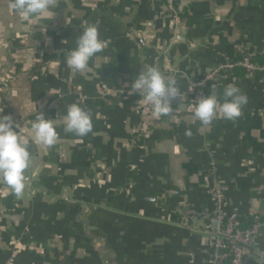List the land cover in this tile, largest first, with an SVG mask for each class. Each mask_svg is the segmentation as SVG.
<instances>
[{"label":"crops","instance_id":"0c3cea01","mask_svg":"<svg viewBox=\"0 0 264 264\" xmlns=\"http://www.w3.org/2000/svg\"><path fill=\"white\" fill-rule=\"evenodd\" d=\"M9 4L0 0V115L20 126L31 155L20 196L0 180V264H105L99 239L111 264H204L216 226H183L174 212L214 210L211 164L226 214L242 228L264 214V82L239 70L203 89L197 99L222 102L228 84L246 94L231 121L203 125L186 100L189 80L260 52L264 0H174L177 25L165 0H53V18L27 22ZM90 24L105 47L73 72L66 56ZM147 66L177 81L167 114H145L148 102L129 95ZM72 104L91 116L86 136L65 131ZM36 112L55 121L52 146L33 139ZM252 249L245 264H264V232Z\"/></svg>","mask_w":264,"mask_h":264},{"label":"clouds","instance_id":"9594fccd","mask_svg":"<svg viewBox=\"0 0 264 264\" xmlns=\"http://www.w3.org/2000/svg\"><path fill=\"white\" fill-rule=\"evenodd\" d=\"M9 7L23 21H31L37 17H54L53 0H10ZM105 47L99 38L98 27L88 25L77 37L75 47L66 56V64L73 72H82L90 67L92 58ZM137 94L152 105L156 116L172 111L171 101L180 96V89L174 77L165 76L154 66H147L136 76L129 87V95ZM222 102L216 95L199 98L192 103L194 117L203 125H210L219 115L226 120H235L242 113L248 102L246 94L233 85L225 86ZM65 131L80 137L92 130L90 114L78 104L67 107L63 116ZM55 121L45 118L43 113L37 114L31 123L33 139L37 144L52 146L57 140ZM10 115H0V180L6 183L13 193L20 196L25 188V171L29 167V141L21 139L20 130Z\"/></svg>","mask_w":264,"mask_h":264},{"label":"built area","instance_id":"2783aa9c","mask_svg":"<svg viewBox=\"0 0 264 264\" xmlns=\"http://www.w3.org/2000/svg\"><path fill=\"white\" fill-rule=\"evenodd\" d=\"M166 7L169 11L167 17H171L177 25L180 19L174 10V0H165ZM263 59V64H257L252 61L256 53L245 51L240 60L221 64L212 72L207 73L202 78L189 80L186 90V100L192 106L195 100L202 95L203 89L208 85H218L224 79L231 76L234 68L239 67L244 70L245 76L249 79H260L264 82V46L258 53ZM171 73L176 71L170 70ZM7 90V87L4 85ZM143 113H153L150 103H145ZM208 172V182L211 187V197L214 202V210L211 213H199L187 206H182L174 212L178 221L183 226H189L190 222L197 217L206 220L209 225L214 224L216 227L208 232L214 237V243L209 250L208 257L204 264H245L254 253L252 249L253 240L264 232V214L256 217L251 225L246 229L240 228V222L235 215L225 213L227 205V191L224 182L216 175V167ZM97 250L102 256H107L105 264H111L110 252L106 251L104 241L97 240Z\"/></svg>","mask_w":264,"mask_h":264},{"label":"trees","instance_id":"16d2710c","mask_svg":"<svg viewBox=\"0 0 264 264\" xmlns=\"http://www.w3.org/2000/svg\"><path fill=\"white\" fill-rule=\"evenodd\" d=\"M252 61L255 62V63H257V64H263V59L261 58V56H260L259 54L254 55V56L252 57ZM239 70L242 72V74L245 73L244 70L241 69V68H239V67L234 68L233 72L235 73V72H237V71H239ZM249 226H250V225H249ZM249 226H248V227H249ZM248 227L242 228V227L240 226L241 229H246V228H248ZM226 264H228V262H226Z\"/></svg>","mask_w":264,"mask_h":264}]
</instances>
